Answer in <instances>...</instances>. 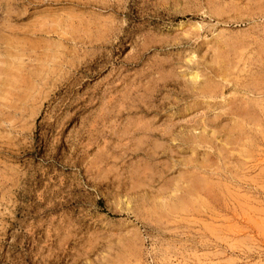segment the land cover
Instances as JSON below:
<instances>
[{
    "label": "rangeland",
    "instance_id": "374dc122",
    "mask_svg": "<svg viewBox=\"0 0 264 264\" xmlns=\"http://www.w3.org/2000/svg\"><path fill=\"white\" fill-rule=\"evenodd\" d=\"M0 264H264V0H0Z\"/></svg>",
    "mask_w": 264,
    "mask_h": 264
},
{
    "label": "bare ground",
    "instance_id": "6f19581e",
    "mask_svg": "<svg viewBox=\"0 0 264 264\" xmlns=\"http://www.w3.org/2000/svg\"><path fill=\"white\" fill-rule=\"evenodd\" d=\"M58 21V20H57ZM251 56V55H250ZM241 72V71H240ZM5 73V72H4ZM196 77V76H195ZM200 185V184H199ZM202 186V185H201ZM194 201V200H193ZM197 211V210H196Z\"/></svg>",
    "mask_w": 264,
    "mask_h": 264
}]
</instances>
